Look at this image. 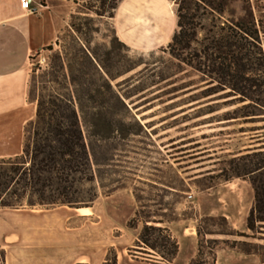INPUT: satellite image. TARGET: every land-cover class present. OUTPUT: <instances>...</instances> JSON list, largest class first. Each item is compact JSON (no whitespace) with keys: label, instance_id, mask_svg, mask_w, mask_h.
<instances>
[{"label":"rangeland","instance_id":"rangeland-1","mask_svg":"<svg viewBox=\"0 0 264 264\" xmlns=\"http://www.w3.org/2000/svg\"><path fill=\"white\" fill-rule=\"evenodd\" d=\"M116 1L74 0L76 9L69 19V24L73 22L82 26V33H77L72 27H69V31L62 34L59 43L52 45L53 50L46 49L34 54L31 64L32 71L36 69V72L32 73L31 71L29 82V89H32L34 97L40 93L47 95V93L56 90L67 91L65 87L49 81L54 68L55 56L60 53L68 75V79L60 75V81L66 86L70 84L69 65L73 67L74 73L77 75L79 74L78 69L86 66L88 80L85 84L83 83V87H78L76 84L74 86L80 90L82 102L90 107L87 119L95 117L92 110L95 102L99 105L105 104L113 107V114L109 110L103 109L99 117L103 122L115 120V126L118 130L114 134L106 131V136L99 139V136L94 135L93 128L84 125L100 196L92 204L96 203L97 207H103L107 212V218L105 217L101 223H97L98 218L86 221L91 227L90 243L92 246L99 245V247L107 245L119 235L118 230L111 231V227L115 223L121 227L123 225L125 228L129 227L121 244L127 243L128 236L131 238L136 236L135 240H137L143 226L138 230L128 226V222L133 220L136 215L125 221L131 210V201L129 200L139 202L140 207L137 212L141 215V219H136L134 223L137 228L140 220L144 222L148 220V224L161 226L157 224V221H171L176 218L172 204L184 195L174 189L186 190V185L184 179L178 175L174 158L201 149L191 150L188 151L189 153H181L180 155H170L183 149L192 148L194 145L165 151L164 144L168 141L163 139V134L177 136L176 139L186 137L175 146L186 144L192 140H200V144L213 143L210 147H217L225 144L226 141L223 140L228 139L229 134L240 131L238 124L249 121L243 118L248 112L264 113L262 108L264 107V69L259 57L253 59L254 69H248L243 73L246 78L251 80L241 83V88L244 90L243 95L241 91L232 89L230 85L223 86L217 73L207 74L176 58L170 53L168 44L153 51H133L114 32L111 14L115 12L112 6L115 5ZM173 1L177 8V1ZM250 1L256 18H262L264 21V0ZM231 10L236 11V14H241V3L234 2L231 5ZM202 18L206 29H199V40L203 41L210 34L208 30L213 27V20L210 14L204 15ZM262 40L264 46V33H262ZM81 43L92 53H97L99 60L104 65L101 64V69L105 75H107L106 70H108L118 76L113 81V90L120 95L128 108L113 98V91L109 90L103 78L101 79L99 75H96L89 64H83V59L79 53ZM194 46L199 49L203 47L198 43H194ZM183 54L188 58H195L193 50L184 51ZM193 60L196 64L197 60ZM202 61H206L204 57ZM58 63H61V60L58 59ZM208 68V65L203 66L204 70ZM228 80L230 79L228 78ZM252 84L256 85L253 86ZM43 86H46L47 89H43ZM74 86L71 85V88ZM198 88L203 89L185 95L174 103L165 104L173 98ZM88 91L95 96L94 99L89 96ZM259 99L262 101L258 103L256 100ZM193 100H202L200 102L219 100V103L173 117L188 109H176L178 105ZM241 100H246V102L243 103ZM127 102L130 104L134 102L135 105L130 107ZM137 107L138 109H136ZM210 111H216L214 114L217 115L207 119L201 117L209 114ZM228 117L240 119L235 122L227 121ZM147 118H149L147 121L144 120ZM257 118L252 120H256V124L264 125V116ZM232 123L236 125L226 127ZM153 125L156 126L151 127ZM187 125L192 128L186 130ZM246 126L253 125L247 124ZM246 129H250V127ZM203 132H206V135H203ZM237 142L234 148L242 145L237 144ZM221 150L222 148H218V151ZM253 152L257 151L246 152L237 156H233L234 153H238L237 150L219 152L213 155V161L210 164L216 165L214 170L217 172L210 175V182L225 181L224 177L221 176L223 169L229 170L232 162H238L240 156ZM163 207H168V210L161 211ZM0 212H3L2 209ZM192 213L193 210L187 212V214ZM198 224L201 233L198 236L197 245L202 244V250L210 262L215 263L213 260L215 255L210 252L209 246L216 248L219 245L227 248L234 247L244 257L250 256L264 261V222L257 223L255 230H249L246 233L233 229L223 216H203L199 219ZM70 225L77 226L78 224L74 222ZM97 228H102L106 232L109 231L106 238L99 234ZM112 248L109 249L107 257H113ZM137 249L139 247L134 241L132 246L125 249V258L122 264H148L142 261L134 263L132 260L134 255L139 254ZM189 254V246L187 245L177 255V257L179 256L178 264H183ZM4 255V250L0 249V264H2Z\"/></svg>","mask_w":264,"mask_h":264},{"label":"crops","instance_id":"crops-1","mask_svg":"<svg viewBox=\"0 0 264 264\" xmlns=\"http://www.w3.org/2000/svg\"><path fill=\"white\" fill-rule=\"evenodd\" d=\"M75 9L74 0H0V158L23 152L25 126L36 116L37 109L36 102L29 97L31 58L44 51L45 47L60 41L62 34L69 30V19ZM176 9L173 0H120L111 18L112 26L117 37L133 51H153L171 41L177 28ZM113 81L111 80L112 85ZM202 89L190 91L165 104L179 101L181 97ZM200 101L202 100H193L178 105L176 109H188L173 117L219 103V100ZM127 104L130 107L135 105L134 102ZM214 113L216 111H210L201 117H214L217 115ZM260 116H264V113L244 115L243 118L249 121L238 124L240 131L229 134L228 139L223 140L226 141L225 144L217 147H210L213 143L200 144V140L175 146L186 137L176 139L177 136L163 134V139L168 141L164 144L165 151L194 145L170 155L201 149L174 158L178 175L184 179L186 190L174 189L184 195L172 204L176 218L171 221H157V224L167 227L177 239L179 252L189 246L190 254L183 264H189L197 255L198 222L203 216H223L233 229L245 233L250 230L247 217L254 205L255 192L249 176L210 182V175L217 172L214 170L216 165L210 162L213 161L212 156L219 152L237 150L238 153L233 154L237 156L246 152L264 151V125L256 124V120H252ZM237 119L240 118L228 117L226 120L235 122ZM247 124L253 126H246ZM235 125L232 123L226 127ZM247 127L250 129H246ZM190 128L192 127L186 126V130ZM236 142L242 145L234 148ZM218 148L222 150L218 151ZM129 201L131 210L125 221L134 217L140 207L139 202ZM89 206L92 209L90 215H82L75 210L81 206L0 207L3 211L0 212V249L5 252V261L2 264H105L108 251L112 247L117 250L118 263L122 264L124 251L132 246L136 236L131 238L127 235V243L121 244L129 227H121L115 223L111 231H119L116 239L103 247L92 246L91 227L86 221L98 218L97 223H101L107 218V212L103 207H97L96 203ZM166 210L168 207L161 209L163 212ZM189 210H193V213L187 214ZM74 222L78 225H70ZM145 222L149 223L148 220ZM143 225L144 221L140 220L135 230ZM97 229L106 238L109 231ZM137 252L139 254H135L132 259L134 263L142 261L148 264H178L179 261V256L172 262H165L159 260V256ZM214 252V264H264L258 258L242 256L234 247L219 245Z\"/></svg>","mask_w":264,"mask_h":264},{"label":"trees","instance_id":"trees-1","mask_svg":"<svg viewBox=\"0 0 264 264\" xmlns=\"http://www.w3.org/2000/svg\"><path fill=\"white\" fill-rule=\"evenodd\" d=\"M119 1L115 2L112 9L117 8ZM176 1L178 21L177 28L168 43L170 53L207 74L217 73L223 86L230 85L232 89L239 90L244 95L241 83L251 80L243 73L248 69H254L253 59L259 57L264 69L262 40L264 21L262 18H256L251 1ZM234 2L241 3V14H236V11L231 10ZM207 14L212 17L213 27L208 30L210 34L202 41L199 40V29H206L202 17ZM111 16H114V13ZM70 27L77 33H82V26L72 22ZM194 43L201 44L203 47L199 49L194 46ZM79 46L83 64H89L96 75L103 78L109 90L113 91V98L128 108L120 95L113 90L111 80H115L118 76L108 70L105 75L101 69L103 64L97 53L89 51L83 43ZM46 49L53 50V46L49 45L44 50ZM188 50L195 52V58L184 56L183 52ZM203 57L205 62L202 61ZM58 59L61 63H58ZM193 59L197 60L196 64ZM204 65H208L209 68L204 70ZM53 66L49 81L65 87L67 91L56 90L47 95L40 93L34 97L32 89H29L30 99L37 104L36 116L25 126L23 152L16 156L0 158V207L89 206L99 197V188L96 184V174L84 125L93 128L94 135L99 136V139L106 136V131L114 134L118 130L115 120L103 122L99 117L103 109L113 114V107L112 105H99L95 102L92 106L95 117L87 119L90 107L82 102L80 90L74 86L76 84L78 87H83V83L85 84L88 80L86 66L79 68L77 75L73 67L69 65L71 72L69 86L60 81V75L68 79L65 62L60 53L55 56ZM35 72L36 69H33L32 73ZM71 85L74 87L71 88ZM43 89L47 87L43 86ZM88 94L92 99L95 98L90 91ZM256 101L259 103L262 100ZM248 113L255 114L254 111ZM221 176L225 180L249 176L255 198L247 217V226L250 230H255L257 223L264 222V151L240 156L238 162H232L229 170L223 169ZM140 217L141 215L137 212L136 217L128 222V226L136 228L134 223L136 219H141ZM200 233L198 227V234ZM136 245L141 253L159 256V260L165 262H172L179 253V243L167 227L147 222H144L138 234ZM209 248L210 252L215 254V247L209 246ZM111 251L113 257L108 256L105 264H119L115 248ZM4 261L5 257L2 258V263ZM189 264L214 263L207 259L206 253L202 250V244H199L197 255Z\"/></svg>","mask_w":264,"mask_h":264},{"label":"bare ground","instance_id":"bare-ground-1","mask_svg":"<svg viewBox=\"0 0 264 264\" xmlns=\"http://www.w3.org/2000/svg\"><path fill=\"white\" fill-rule=\"evenodd\" d=\"M79 214L90 215L92 214V209L90 206H81L75 209Z\"/></svg>","mask_w":264,"mask_h":264}]
</instances>
